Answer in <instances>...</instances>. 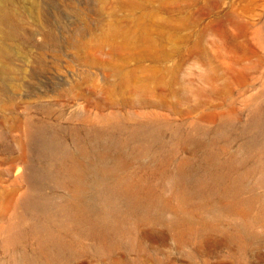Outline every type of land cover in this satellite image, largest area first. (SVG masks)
Returning <instances> with one entry per match:
<instances>
[{"label": "rangeland", "instance_id": "374dc122", "mask_svg": "<svg viewBox=\"0 0 264 264\" xmlns=\"http://www.w3.org/2000/svg\"><path fill=\"white\" fill-rule=\"evenodd\" d=\"M14 6L13 82L0 91V264H264V0ZM34 124L74 147L118 142L115 173L146 211L124 207L101 233L73 212L27 207L30 195L70 207L67 185L34 174ZM258 128L260 145L247 148ZM57 241L67 247L50 257Z\"/></svg>", "mask_w": 264, "mask_h": 264}, {"label": "bare ground", "instance_id": "6f19581e", "mask_svg": "<svg viewBox=\"0 0 264 264\" xmlns=\"http://www.w3.org/2000/svg\"><path fill=\"white\" fill-rule=\"evenodd\" d=\"M15 1L17 0H0V91L6 90L13 82L12 67L5 62V59L11 56H6L8 48L6 49L5 46L10 44L8 41L16 40L19 35L16 17L18 12L15 13L13 9ZM51 36L50 38H53L52 33ZM70 44L72 45L71 41ZM17 48L19 50V47ZM17 48L14 47L16 52ZM10 53L11 51L9 55ZM259 112L256 113L259 115ZM252 120L255 126H262L263 120L260 118L252 117ZM250 127L253 128L251 125ZM256 130V134L250 136L247 143L245 142L247 148L261 143L256 142L258 134L263 129ZM28 138L35 148L34 157L40 161L38 165L33 166L35 176L46 177L57 185H67L69 187L67 199L70 201V207L65 206L67 204L54 203L39 195L27 196L25 199L27 207L55 218L67 219L68 216L75 215L77 222L101 233L111 228L115 217L124 207L146 211L148 203L145 204L138 194L133 193L129 181L122 180L115 173V168L122 161L117 154L118 142L97 137L81 147H74L62 140L55 131L42 124L32 125ZM262 180L264 181V177ZM72 212L74 215H71ZM38 228L44 229L42 226ZM55 244V248L49 253L50 257L58 256L67 247L66 244L58 241ZM34 259L29 256H20L14 259L12 264H34Z\"/></svg>", "mask_w": 264, "mask_h": 264}]
</instances>
